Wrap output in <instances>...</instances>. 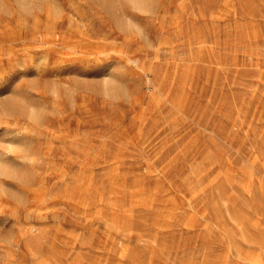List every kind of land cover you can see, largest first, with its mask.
Listing matches in <instances>:
<instances>
[{
	"label": "rangeland",
	"instance_id": "374dc122",
	"mask_svg": "<svg viewBox=\"0 0 264 264\" xmlns=\"http://www.w3.org/2000/svg\"><path fill=\"white\" fill-rule=\"evenodd\" d=\"M135 2L0 0V264H264V0Z\"/></svg>",
	"mask_w": 264,
	"mask_h": 264
},
{
	"label": "bare ground",
	"instance_id": "6f19581e",
	"mask_svg": "<svg viewBox=\"0 0 264 264\" xmlns=\"http://www.w3.org/2000/svg\"><path fill=\"white\" fill-rule=\"evenodd\" d=\"M30 2V1H29ZM130 2V1H129ZM134 2H135V0H134ZM137 2H138V0H137ZM137 2H135V3H137ZM28 3V2H27ZM134 3V4H135ZM23 4V3H22ZM21 4V5H22ZM38 4V3H37ZM105 4V3H104ZM139 3H137V5H138ZM141 4V3H140ZM24 5V4H23ZM27 6V5H26ZM25 6V7H26ZM41 6V5H40ZM52 6V5H51ZM51 6L50 5H48L47 6V12H48V14L49 13H51V11H50V8H51ZM113 12V11H112ZM119 17V16H118ZM120 18H121V16H120ZM119 18V19H120ZM123 22V21H122ZM129 23V22H128ZM121 27V26H120ZM110 86V85H109ZM113 87V86H112ZM35 110V109H34ZM34 110L32 109V113H35L34 112ZM33 115V114H32ZM37 116V115H36ZM34 118H36V117H34ZM20 144V143H19ZM10 168V165L8 164V160L6 159V157H4V156H2V155H0V173H6L7 171H8V169Z\"/></svg>",
	"mask_w": 264,
	"mask_h": 264
}]
</instances>
